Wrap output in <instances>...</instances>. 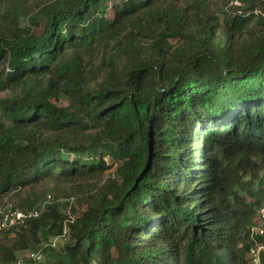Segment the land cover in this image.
Instances as JSON below:
<instances>
[{"label": "trees", "instance_id": "1", "mask_svg": "<svg viewBox=\"0 0 264 264\" xmlns=\"http://www.w3.org/2000/svg\"><path fill=\"white\" fill-rule=\"evenodd\" d=\"M222 1H8L0 209L51 203L0 264H251L264 0Z\"/></svg>", "mask_w": 264, "mask_h": 264}, {"label": "built area", "instance_id": "2", "mask_svg": "<svg viewBox=\"0 0 264 264\" xmlns=\"http://www.w3.org/2000/svg\"><path fill=\"white\" fill-rule=\"evenodd\" d=\"M235 6H240V2L235 0ZM51 203V198L48 196L38 207L29 210L13 208L11 204H5L0 209V235L7 233L16 228H24L28 221L37 218L45 209L47 204ZM257 221L252 228V245L249 248L248 256L251 264H261V255L264 254V206L256 213ZM42 259L41 254L35 252H27L24 259H19L14 264H31Z\"/></svg>", "mask_w": 264, "mask_h": 264}, {"label": "rangeland", "instance_id": "3", "mask_svg": "<svg viewBox=\"0 0 264 264\" xmlns=\"http://www.w3.org/2000/svg\"><path fill=\"white\" fill-rule=\"evenodd\" d=\"M8 1L9 0H0V21H4L7 18ZM212 1L214 3L215 7H217V8H222V6L224 4L222 0H212ZM2 96H5V94H3ZM60 104H62V102H60ZM37 193L38 194L42 193V190L38 189ZM71 201L74 203L73 199ZM5 202H7V201H5ZM64 202H66V197L61 196L60 203H64ZM82 209H83V206H81V204H79V207L77 208V210L80 212ZM256 224H259V222L257 220H256L255 225ZM64 243H65V239H56V240H53V242H52L55 249L60 248ZM26 253L27 252L22 253L20 255L21 256L20 258L24 257V255Z\"/></svg>", "mask_w": 264, "mask_h": 264}]
</instances>
